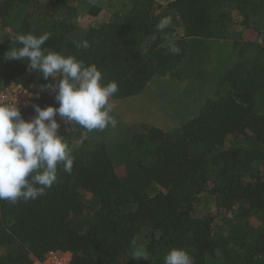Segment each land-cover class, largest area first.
Listing matches in <instances>:
<instances>
[{"label":"trees","instance_id":"trees-1","mask_svg":"<svg viewBox=\"0 0 264 264\" xmlns=\"http://www.w3.org/2000/svg\"><path fill=\"white\" fill-rule=\"evenodd\" d=\"M0 31V92L32 94L0 102V264H264V0H0ZM203 38L232 42L212 77ZM155 75L208 93L132 131L118 167L84 133L87 85L119 99Z\"/></svg>","mask_w":264,"mask_h":264},{"label":"rangeland","instance_id":"rangeland-1","mask_svg":"<svg viewBox=\"0 0 264 264\" xmlns=\"http://www.w3.org/2000/svg\"><path fill=\"white\" fill-rule=\"evenodd\" d=\"M111 11L103 10L98 16H92L86 9H81L79 21L84 25L98 23L108 19ZM195 39L194 42L197 41ZM203 39L201 42L198 39L194 53L203 54V63L209 64L212 77L223 68L232 42L225 39ZM206 76H209L208 73ZM185 79L177 82L167 75H155L141 93L119 99L109 96L99 87L87 85L89 128L84 133L88 138L100 140L106 145L116 166L126 165V161L132 156L129 149L132 131L136 132L143 125L171 131L173 127H178L197 114L199 105L208 93V87L201 80ZM194 91H197L195 95ZM31 100L32 96L29 102ZM55 116L58 119V115ZM6 139L7 136H0V149L5 145ZM203 204L206 205L207 202L203 201ZM206 208L207 205L200 207V210L204 212ZM64 258L69 262L71 253H65Z\"/></svg>","mask_w":264,"mask_h":264},{"label":"built area","instance_id":"built-area-1","mask_svg":"<svg viewBox=\"0 0 264 264\" xmlns=\"http://www.w3.org/2000/svg\"><path fill=\"white\" fill-rule=\"evenodd\" d=\"M31 93L21 84H12L0 92V102L8 103L10 107H17L30 103ZM15 105V106H14ZM65 254L51 252L44 261H35L34 264H68Z\"/></svg>","mask_w":264,"mask_h":264},{"label":"clouds","instance_id":"clouds-1","mask_svg":"<svg viewBox=\"0 0 264 264\" xmlns=\"http://www.w3.org/2000/svg\"><path fill=\"white\" fill-rule=\"evenodd\" d=\"M32 95V94H31Z\"/></svg>","mask_w":264,"mask_h":264}]
</instances>
